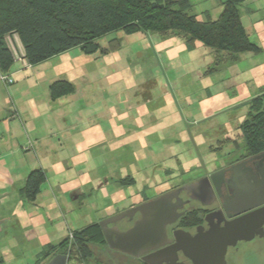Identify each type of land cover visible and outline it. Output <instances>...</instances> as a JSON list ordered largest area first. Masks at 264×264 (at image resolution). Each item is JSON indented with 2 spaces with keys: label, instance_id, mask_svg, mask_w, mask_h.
Segmentation results:
<instances>
[{
  "label": "rangeland",
  "instance_id": "374dc122",
  "mask_svg": "<svg viewBox=\"0 0 264 264\" xmlns=\"http://www.w3.org/2000/svg\"><path fill=\"white\" fill-rule=\"evenodd\" d=\"M220 1L190 0V14L216 20ZM239 10L250 41L261 52L240 55L231 64L215 66L209 49L198 44L189 51L177 37L117 31L97 40L101 48L118 40L116 52L84 55L76 48L19 75L21 93L27 89L45 99L49 84L59 79L72 83L76 92L67 98L69 139L63 145L54 142L37 202L26 204L30 221L23 226L13 218L0 225L3 264H34L45 246L57 245L71 231L247 155L238 126L246 118L247 103L264 90V0H246ZM17 41L15 36L6 39L20 55ZM62 131L54 138L60 139ZM223 139L236 144L211 150ZM125 176L134 184L118 186ZM101 180L107 181L100 187ZM257 246L245 248L246 263L260 259L264 264V248L254 252ZM92 251L100 264H138L106 246Z\"/></svg>",
  "mask_w": 264,
  "mask_h": 264
},
{
  "label": "trees",
  "instance_id": "16d2710c",
  "mask_svg": "<svg viewBox=\"0 0 264 264\" xmlns=\"http://www.w3.org/2000/svg\"><path fill=\"white\" fill-rule=\"evenodd\" d=\"M246 0H221L222 11L216 20L205 21L190 14V0H0V74L8 75L14 58L6 39L15 36L29 66L79 49L84 55L107 56L120 48L118 40L101 48L97 40L117 31L127 35L152 34L161 39L180 38L187 50L200 44L214 54L215 66L231 64L240 55L261 52L250 41L242 22L239 6ZM215 71V69H212ZM50 97L55 100L74 92L67 81L53 82ZM245 120L238 126L247 155L264 151V90L247 103ZM235 143L218 141L211 149ZM46 181L42 169L33 170L20 190L22 198L34 202ZM118 186L133 185L130 176L119 179ZM106 246L98 223L71 231L57 245H47L34 264H47L58 254L68 261L87 264L94 260L92 247ZM0 264L2 260L0 259ZM142 264V263H138Z\"/></svg>",
  "mask_w": 264,
  "mask_h": 264
},
{
  "label": "flooded vegetation",
  "instance_id": "af4514ba",
  "mask_svg": "<svg viewBox=\"0 0 264 264\" xmlns=\"http://www.w3.org/2000/svg\"><path fill=\"white\" fill-rule=\"evenodd\" d=\"M262 154L264 151L230 160L211 172L198 174L188 182L160 193L153 199H146L132 205L128 210L162 195L171 194V202L166 203L164 208L165 211L166 209L175 211V214L168 218L174 221L165 226V238L161 239L157 247L145 250L142 256L172 248L163 257L165 262L162 264H200L201 261L196 255L198 252L206 254L203 257L205 264H218L210 257L212 252L219 249L204 243L207 241L205 238L196 239V247L192 248L193 259L186 257L182 250H177L173 254V246L176 244L174 232L182 231L191 237L197 235L204 237L208 232L222 228L231 221L248 218L249 223L244 230L245 238L227 246L224 253L225 264H248L244 259L245 248L253 244L258 245L254 252H262L264 248V155ZM140 219V213L136 212L131 220L125 217L115 224H108L107 227H116L119 232H125L133 228L135 222ZM121 222H125L124 226L121 225L123 227L119 226ZM111 238L115 243L117 235L113 233ZM106 249L110 253H121L131 257L137 263L146 264L141 260V256L123 253L116 248H110L107 243ZM256 262L261 263L260 259H257L249 264H256Z\"/></svg>",
  "mask_w": 264,
  "mask_h": 264
},
{
  "label": "crops",
  "instance_id": "0c3cea01",
  "mask_svg": "<svg viewBox=\"0 0 264 264\" xmlns=\"http://www.w3.org/2000/svg\"><path fill=\"white\" fill-rule=\"evenodd\" d=\"M205 15H207L206 12ZM18 63V67L13 70L14 65L9 73L13 83L9 86L0 81V225L9 223L14 218L19 225L25 226L30 221L26 212L29 206L26 204H36L37 200L34 202L25 200L21 197L20 190L31 171L42 169L45 173L47 172L48 161L55 148L54 142L57 141L58 145H63L64 141L69 139L65 135L69 134L66 124H69L68 109L71 99L67 101V98H73L71 96L75 94L76 89L74 88L72 94L55 100L51 99L49 91L53 82L48 86V96L45 99L30 95L26 92L27 89L21 93L16 83L19 75L24 74L27 68L36 70L38 65L24 66ZM35 84L37 85V81ZM35 84L30 86L32 91L35 90L33 87ZM93 102L95 103L96 100ZM75 117L81 116L77 114ZM64 128L65 131H62L60 139L54 138L55 133L60 134L59 130ZM92 141L96 143V140L92 139ZM106 181L101 180L100 187ZM2 229L3 226L0 228V233Z\"/></svg>",
  "mask_w": 264,
  "mask_h": 264
},
{
  "label": "water",
  "instance_id": "95a60500",
  "mask_svg": "<svg viewBox=\"0 0 264 264\" xmlns=\"http://www.w3.org/2000/svg\"><path fill=\"white\" fill-rule=\"evenodd\" d=\"M264 154H262L263 156ZM171 202V194H165L158 199L143 203L136 208H133L124 213L118 214L114 217H110L99 222V227L103 233L104 239L110 248H116L123 253H127L136 257L141 256V260L146 264H162L165 262L163 257L167 255L169 249H162L153 253L144 255L145 250H152L157 247L161 239L165 238V226L166 224L172 223L169 220V216H173L175 211L169 209L165 211L164 205ZM139 212L141 219L137 220L128 231L119 232L116 227L108 228L107 225L110 223H116L125 217L129 220L132 219L133 215ZM249 223L248 218L238 219L227 223L224 227L212 230L208 232L204 237L196 236L191 237L187 233L182 231L174 232L176 244L173 246L172 253L174 254L177 250H182L184 255L188 258L193 259L192 248L196 247V239L205 238L207 239L206 244L214 246L218 251L211 253L212 261L218 264H225L224 253L229 245L235 244L237 240H242L244 237V230L246 224ZM115 233L117 235L115 243L111 236ZM194 243V244H193ZM200 246V242H198ZM200 264H205L203 257L206 256L203 252L196 253ZM202 256V257H201ZM47 264H67V255L58 254L50 259Z\"/></svg>",
  "mask_w": 264,
  "mask_h": 264
},
{
  "label": "built area",
  "instance_id": "2783aa9c",
  "mask_svg": "<svg viewBox=\"0 0 264 264\" xmlns=\"http://www.w3.org/2000/svg\"><path fill=\"white\" fill-rule=\"evenodd\" d=\"M8 47L13 55L14 61H18L22 63L24 66H29L23 56V51H20L19 54H16V52L13 50L10 44H8ZM0 81L3 82L6 85H11L13 83V79L8 75H2L0 74Z\"/></svg>",
  "mask_w": 264,
  "mask_h": 264
}]
</instances>
